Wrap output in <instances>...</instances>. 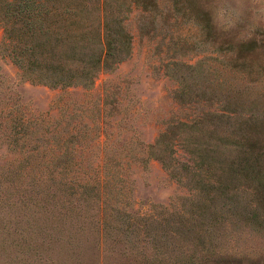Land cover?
Returning a JSON list of instances; mask_svg holds the SVG:
<instances>
[{
	"label": "rangeland",
	"instance_id": "rangeland-1",
	"mask_svg": "<svg viewBox=\"0 0 264 264\" xmlns=\"http://www.w3.org/2000/svg\"><path fill=\"white\" fill-rule=\"evenodd\" d=\"M17 2L0 0V264H264V0H44L39 31ZM115 22L127 51L103 63Z\"/></svg>",
	"mask_w": 264,
	"mask_h": 264
},
{
	"label": "trees",
	"instance_id": "trees-1",
	"mask_svg": "<svg viewBox=\"0 0 264 264\" xmlns=\"http://www.w3.org/2000/svg\"><path fill=\"white\" fill-rule=\"evenodd\" d=\"M55 9H57V6H55ZM62 12H69L70 10V6H63L61 7ZM11 14L14 17V19L21 21L22 23L24 22V24L26 25V28L28 29H35L36 31H39L40 27H41V21L43 19V13L45 11L44 8V0H18V2L14 5H12L11 8ZM6 10H4L3 14H6ZM47 12V10H46ZM59 13V12H58ZM20 18V19H19ZM2 32H3V37H2V44L3 46H6V44L9 42L10 39V33L12 32V29L10 27V24H8V20L5 18V20H3L2 22ZM206 26H208V24L206 23ZM107 36L105 37V39L103 38L102 40V44H103V52L101 53V57H98V61L102 60V62L104 63V61L108 58H111L113 55H116L115 53H120V55H122L123 53H125L127 51V47H128V42L125 39V35H120L121 33V26H119V24H117V22L114 23V26L112 28H110V26H108L107 28ZM254 40H248L246 43L244 42H240L238 44L239 49H251L253 48V43ZM33 47V46H32ZM29 47L31 51L34 50V47ZM10 51H12L10 59L11 61H13L17 66H19V68L25 66L24 63H27L28 66H36L39 67L41 66V64H43V67H45L46 71H49V79H57L54 80V83H58L57 81H67L68 83L71 80V75H69V70H64L62 69L59 65H54L53 62H42L41 64L39 62H37L36 60H30V62H24V56H23V50H16L11 48ZM57 77V78H55ZM67 79V80H65ZM52 81V80H51ZM223 110V109H222ZM227 112V110L225 109V111H216V112H211L210 115L211 117H215L216 119H220L222 116H227V114L225 113ZM252 120V119H251ZM251 120H249V117L247 119L246 122H243V127H239V136L243 137L244 139V143L245 146L243 149H245L243 152L245 153V151L248 152L249 155V166H260V154L261 152L263 153V149L260 148V146L257 144L256 141H253V139L251 138V136L249 135L251 133L252 127H256V124L254 122H251ZM245 130L248 132V134H246L245 132H243L242 130ZM262 149V150H261ZM264 154V153H263Z\"/></svg>",
	"mask_w": 264,
	"mask_h": 264
}]
</instances>
